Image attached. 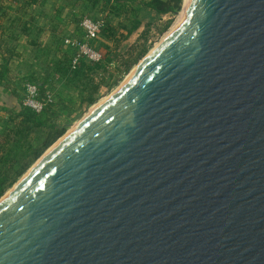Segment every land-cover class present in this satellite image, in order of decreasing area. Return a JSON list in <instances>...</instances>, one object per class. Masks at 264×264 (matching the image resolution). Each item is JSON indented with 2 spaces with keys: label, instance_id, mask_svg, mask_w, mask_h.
I'll use <instances>...</instances> for the list:
<instances>
[{
  "label": "water",
  "instance_id": "95a60500",
  "mask_svg": "<svg viewBox=\"0 0 264 264\" xmlns=\"http://www.w3.org/2000/svg\"><path fill=\"white\" fill-rule=\"evenodd\" d=\"M184 11L0 201V264H264V0Z\"/></svg>",
  "mask_w": 264,
  "mask_h": 264
},
{
  "label": "rangeland",
  "instance_id": "374dc122",
  "mask_svg": "<svg viewBox=\"0 0 264 264\" xmlns=\"http://www.w3.org/2000/svg\"><path fill=\"white\" fill-rule=\"evenodd\" d=\"M127 1L132 4L129 5H115L114 2L126 3ZM150 0H99V2L92 7V5H86L82 17H90L92 19L104 20L106 25L118 28L120 33H126L124 27H129L133 23H139L138 28L127 38L122 40L118 45L113 40L109 39L101 33L99 39L95 42V49L102 56V60H108L114 58L109 66L100 68L97 70L95 75L96 82L102 81L104 77L105 81L101 84L100 91L97 95V101L88 105L86 102H82L81 93L82 89L86 86L78 80L70 81L67 83L65 77L61 74H57L55 62L60 61L63 58H70L74 51L72 48L65 47L62 41L54 42H39L38 51L40 52H27V56L23 57L17 68L12 70L19 71L20 73L35 77V72L38 68L44 67L47 72L51 73L52 84L55 89V105L51 107L48 112L43 115V120L47 125L57 124L61 127H66L65 133L57 139L44 153L34 160L26 172L20 176L17 181L7 189V192L0 198V201L10 193L15 186L30 173L37 165L49 154L53 148H55L63 139H65L73 130H75L82 122H84L106 99H108L128 78L129 76L139 67L153 51H155L159 45L166 39L173 29L176 28L178 22L183 19L184 16V5L182 10L178 14H158L152 10L147 3ZM121 6V7H120ZM81 19V18H80ZM172 19V24L169 30L164 33H160L159 29H162L168 20ZM105 25V27H106ZM104 27V28H105ZM59 35H65V37H74L78 39L83 38V32L78 29V33H65L64 29L58 27L55 31ZM107 34V33H106ZM14 42H12L13 44ZM15 44V43H14ZM137 46L136 52L142 48L147 47L148 53L139 61L138 64L134 65L129 73H124L122 68L117 69V56L127 55L129 49ZM134 52V53H136ZM150 53V54H149ZM41 55L39 58L36 55ZM135 55V54H134ZM142 62V63H141ZM139 65V66H138ZM15 67V64H13ZM34 71V72H33ZM17 73V72H16ZM34 73V74H33ZM33 74V75H32ZM30 78V77H28ZM86 81V78H85ZM2 87L4 85H1ZM1 87V89H2ZM13 87V86H12ZM8 89L7 94H11L9 100H5L3 95L0 94V131L4 130L7 120L9 119L8 113H6L5 104L10 108H14L20 104L21 96L18 93L12 91V88L6 85ZM14 88V87H13ZM1 91V90H0ZM23 103V102H22ZM66 136V137H65ZM30 157V156H29ZM30 159V158H28Z\"/></svg>",
  "mask_w": 264,
  "mask_h": 264
},
{
  "label": "trees",
  "instance_id": "16d2710c",
  "mask_svg": "<svg viewBox=\"0 0 264 264\" xmlns=\"http://www.w3.org/2000/svg\"><path fill=\"white\" fill-rule=\"evenodd\" d=\"M37 1L38 0H25L24 3H36ZM88 1L91 3L92 7L99 2V0ZM184 1L185 0H150L147 5L158 14H178L183 8ZM129 4L132 3L129 1L124 4L114 2L113 6ZM1 7L2 5H0V9ZM5 15L6 14L4 13L0 14L1 17H5ZM172 22V19L168 20L164 27L159 29V32L162 34L169 30ZM138 26L139 23L135 22L129 27H124L126 33H120L118 28L106 25L102 34L108 36L109 39L113 40V42L118 45L122 40L127 39L138 28ZM30 27L31 25H25L23 29H30L31 31L33 27ZM57 29V25L52 29L55 36L59 35L55 32ZM7 32H3V36L0 38V83L11 87L12 91L18 93L16 89L12 87L10 80L12 70L10 67L11 59L18 56V53L15 49V44H12L14 41H12L11 37L7 35ZM97 40L92 41L94 46ZM38 43L33 42V45H38ZM137 48L138 47L135 46L129 49L127 55H118L116 58V68L120 70V68L124 66L122 71L125 74L129 73L132 67L138 64L148 53L147 47H142L136 52ZM72 60L73 54L68 59L65 57L58 62L54 61L53 65L56 67L57 74L63 75L67 83H70V81L73 80H78L86 85L84 89H82L81 100L88 105H92L97 101V95L100 91L101 84L106 78L104 77L102 81L97 83L95 80L96 72L100 68L109 66L115 59L109 58L107 61L101 60L99 62H92L83 58L79 60L75 68L72 67ZM39 70H41L43 76L39 78L30 76V74L29 77L31 80L38 83L41 90V96H44L48 89H55L52 84V79L54 78L51 77L48 68L47 72L43 66L38 68V71ZM8 98H11V94L8 95ZM53 105H55V103ZM53 105L43 113L38 114L24 106L22 100H20L18 106L10 109L5 104V109L3 110H6L9 119L6 122L4 130L2 132L0 131V198L7 192V189L26 172L31 163L40 158L44 151L65 133L67 129L66 127H61V125L57 124L47 125L43 120V115H45Z\"/></svg>",
  "mask_w": 264,
  "mask_h": 264
},
{
  "label": "crops",
  "instance_id": "0c3cea01",
  "mask_svg": "<svg viewBox=\"0 0 264 264\" xmlns=\"http://www.w3.org/2000/svg\"><path fill=\"white\" fill-rule=\"evenodd\" d=\"M24 2L25 0H0V14H6L5 17L0 16V38L3 32L8 31L7 35L14 41L18 53V56L11 59V69L17 68L24 60L22 58L27 56V52L38 51V46L33 45V42L63 41L64 34H53L54 26L63 28L67 34L78 33L86 5H91L88 0H38L28 4ZM25 25H31L32 30L23 29ZM36 57L39 58L40 55L37 54ZM1 85L3 84L0 83V94L5 100H9L8 89Z\"/></svg>",
  "mask_w": 264,
  "mask_h": 264
},
{
  "label": "built area",
  "instance_id": "2783aa9c",
  "mask_svg": "<svg viewBox=\"0 0 264 264\" xmlns=\"http://www.w3.org/2000/svg\"><path fill=\"white\" fill-rule=\"evenodd\" d=\"M106 23L101 19H92L82 17L80 21V30L83 32V38L65 37L63 45L72 48L74 51L72 67L75 68L79 60L87 59L92 62H99L102 56L95 49L92 41L99 39ZM17 72V73H16ZM11 70V84L14 89L18 90L24 106L41 114L55 103L54 89H48L44 96H41V90L35 81L31 80L29 75H24L18 71ZM41 70L35 72V77H41Z\"/></svg>",
  "mask_w": 264,
  "mask_h": 264
},
{
  "label": "bare ground",
  "instance_id": "6f19581e",
  "mask_svg": "<svg viewBox=\"0 0 264 264\" xmlns=\"http://www.w3.org/2000/svg\"><path fill=\"white\" fill-rule=\"evenodd\" d=\"M186 2H187V0H185V4H186ZM184 14H185V11H184ZM183 17H184V16H183ZM180 22H181V21H180ZM178 24H179V22H178ZM177 26H178V25H176V27H177ZM173 30H174V29H173ZM173 30H172V31H173ZM169 34H170V33H169ZM153 53H154V51H153ZM153 53H151V55H152ZM149 54H150V53H149ZM151 55H149V56H148L147 58H145L144 60L146 61V59H148ZM141 63H142V62H141ZM143 63H144V62H143ZM77 128H78V127H77ZM77 128H76V129H77ZM76 129H75V130H76ZM75 130H73L69 135H71ZM69 135H68V136H69ZM68 136H67V137H68ZM65 137H66V136H65ZM67 137H66V138H67ZM66 138H65V139H66ZM63 141H64V139H63ZM61 142H62V141H61ZM61 142H60V143H61ZM60 143H59V144H60ZM59 144H58V145H59ZM56 147H57V146H56ZM53 149H55V148H53ZM52 151H53V150H52ZM47 155H48V154H47Z\"/></svg>",
  "mask_w": 264,
  "mask_h": 264
}]
</instances>
